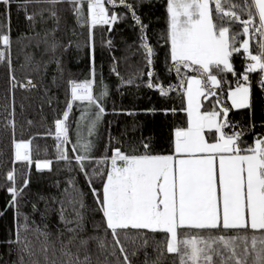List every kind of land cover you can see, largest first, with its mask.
Returning <instances> with one entry per match:
<instances>
[{"label":"snow or ice","instance_id":"6c2138e0","mask_svg":"<svg viewBox=\"0 0 264 264\" xmlns=\"http://www.w3.org/2000/svg\"><path fill=\"white\" fill-rule=\"evenodd\" d=\"M60 3L72 5V11L81 19L84 18L86 4L91 12L93 27L115 24L125 18L115 12L109 14L105 3L124 6L142 30V47L147 64L152 65L154 51L148 43V25L142 22L128 0H0L3 5H18L25 11V19L31 21L32 26L37 15L43 18L45 12L58 24L55 6ZM210 3H214L215 10L222 14L216 17L218 23L214 22ZM224 3L231 9L241 8L249 18L240 20L237 11H225L222 0H167L169 24L165 43L170 44V60L182 79L179 84L167 87L150 80L146 86L157 88L162 96H168L177 88L186 93L188 126L175 130L173 154L154 155L147 151L144 154H126L120 147H115L113 155H105L96 161L100 165L110 161L109 170L105 172L103 168H94L89 173L85 162L94 159L91 153L96 145L93 140L84 138L81 142L78 139L72 144V151L80 152L82 149V152L70 158L65 148L71 143L67 121L74 102H87L89 106H94L88 127V135L92 136L105 115L104 97L108 91L105 88L97 95L93 94L94 67L91 72L93 79L69 81L70 101L62 118L54 121L55 138L59 141L56 145L57 160L66 161L69 165L72 159L77 162L94 197L96 210L102 213L104 234L81 235L85 232L86 194L74 180H69L71 191L65 188L63 198L57 200V212L64 228L59 229L53 238L47 224L42 227L19 211V201L29 181L25 174L23 183L17 187L16 169L13 168L6 175V180L12 185L6 190L11 195L8 207L15 210V236L6 243L17 246V264H132L130 256L135 257L149 243L143 230L167 234L164 247L158 245L159 254L152 264H160L165 251L176 254L179 264H264V134L256 137L253 146L241 148L245 131H237L239 125L229 121L230 108L216 100L219 110L214 106L212 110L201 111L200 99L216 96L208 84L220 87L222 81L217 74L236 75L231 58L242 48L252 62L246 65V72L242 74L243 83L237 80L236 86L229 90V99L232 109L251 110L252 90L248 74L257 70L264 73V41L258 42L257 54L250 50L247 39L236 47L239 33L230 37V29L224 26V20L226 17L239 20L244 34H248L251 28L253 34L264 37V0H244L243 5L233 4L231 0H224ZM34 4L52 7L27 14L28 6ZM4 15L6 22L0 21V63L10 65L9 11L5 10ZM55 31L54 28L45 36H54ZM107 43L112 45L111 40ZM59 46L53 40L49 48L55 52ZM182 68L192 69L199 75L184 76ZM214 70L217 74H213ZM147 75L152 77L153 72L149 71ZM10 79L14 87L15 76ZM133 82L132 79L126 81L128 84ZM21 86L35 87L31 80ZM259 86L264 90V75L260 77ZM80 119H88V113L82 114ZM9 124L14 129L15 121L10 120ZM254 128L255 125L250 122L248 130ZM206 131L218 133L213 142H209ZM143 147L148 149L147 144ZM14 149L16 162H33L31 139L14 141ZM52 163L51 160L37 161L36 166L38 170L50 171ZM94 180L102 181L100 189L92 186ZM33 209L36 210L35 205ZM2 215L4 212L0 211ZM181 229L237 231L233 235L202 236L189 235L187 231L181 233ZM239 230H249L252 235L247 232L241 234ZM109 231L112 236L110 241L107 239ZM29 232L34 240L29 238ZM65 233L70 234L67 239H64ZM92 242L103 256L102 260L100 256L93 258L90 250ZM126 243L133 246L131 253Z\"/></svg>","mask_w":264,"mask_h":264},{"label":"trees","instance_id":"16d2710c","mask_svg":"<svg viewBox=\"0 0 264 264\" xmlns=\"http://www.w3.org/2000/svg\"><path fill=\"white\" fill-rule=\"evenodd\" d=\"M233 4L243 5L244 0H231ZM133 4L137 15L141 17L146 29L148 43L152 46L154 55L152 65L147 64L146 53L142 47V30L135 24L128 9L124 6L109 5L105 3L109 14L113 12L124 16L111 25H91L90 10L84 5V18L78 17L72 11L69 3H60L55 6L59 23L49 18L48 12L43 18L36 17L35 25L25 19L26 13L18 5L0 4V21L5 20V10L10 14V36L11 51L9 53L11 64L0 63V211L4 215L0 216V264H17V246L8 244L7 241L15 236V210L8 207L11 195L7 188L11 187V182L6 180V175L13 168L16 169V185L19 187L23 183L25 174L28 178V187L24 189L23 197L19 201V211L30 217V221L42 227L47 224L53 233V238L59 229L64 225L60 222L57 209V200L63 198V190L71 186L69 180H74L85 195V232L82 236L103 235L105 224L102 213L96 210L94 197L89 189L84 174L80 171L77 162L72 159L69 165L66 161L57 160L56 145L59 141L55 138L56 119H61L66 106L70 101L69 81L76 80L83 82L93 79L91 72L95 68L93 83V94L105 88L108 95L104 97V107L106 109L103 119L97 126V130L92 136L88 135V127L95 111L94 106H89L87 102L76 101L73 103L72 111L69 114L67 125L69 128V138L71 143L65 145L70 158L82 152H73L72 144L78 139L93 140L96 147L91 156V161L85 162L86 170L91 173L94 168H103L106 172L110 168V161L104 165L96 163L105 155H113V149L120 147L126 154H144L146 151L154 155H167L174 153V137L177 128L188 126V116L186 112L187 98L182 88H177L162 96L157 88H148L146 85L151 80L152 83H162L165 87L179 84L182 76L175 72L173 62L170 60V44L165 43L168 31L169 14L167 12V0H128ZM222 4L225 11L235 10L240 16V20L248 19V13L241 11V8L231 9L227 3ZM213 9V19L217 22L218 13L214 8V3H210ZM46 4L29 5L27 14L39 12L41 8H50ZM224 26L229 27L230 37L239 33L236 37V47H240L241 42L250 38V50L257 54L258 42L261 41L258 34H253L250 28L248 34L243 33V25L239 20L225 18ZM56 29L54 36H45V33ZM47 39V43L45 40ZM55 40L60 46L55 52L51 51L49 45ZM112 45H108V41ZM48 49V50H46ZM31 59H28V58ZM247 53L241 48L239 53H234L231 62L236 75L232 73L217 74V78L222 81L220 87L208 84L216 92V96L203 97L202 111L212 110L216 105V100H220L222 105L229 107L228 119L237 123L240 131L243 129L245 135L242 137L241 148L253 146L256 137L264 134V90L259 86V80L264 73L259 70L249 74V81L252 90V108L232 109L228 99V93L232 83L244 69ZM115 69V71H113ZM153 72L149 77L147 73ZM184 76L199 75L192 69H183ZM118 73V75H117ZM16 78L13 87L10 77ZM129 79L134 82L126 83ZM32 81L35 87L21 85ZM228 81L227 84L223 81ZM174 110V111H173ZM88 113V119L81 120L84 113ZM133 113V114H128ZM10 120L15 121V127L9 124ZM31 122V123H29ZM253 123L255 128L248 130L249 123ZM229 131V129H225ZM52 134L49 135L48 133ZM218 136L215 131L206 132L209 142H213ZM31 139L32 163L16 162L14 160V141ZM147 144L146 150L143 145ZM51 160V170H38L37 161ZM93 187L100 189L102 181L94 180ZM36 206V210L33 209ZM42 213L44 215H42ZM94 226H98L94 227ZM149 241L148 246L140 249L135 257L130 256L132 264H152L156 260L160 248L164 247L167 234L162 232H150L143 230ZM181 233L187 231L189 235H233L237 230H180ZM241 234L252 235L249 230H239ZM70 235L65 233L64 239ZM30 239L34 240L31 232L28 233ZM107 239H112L109 231ZM129 253L133 246L125 244ZM93 258L103 256L96 248L95 242L90 244ZM117 256L123 257L117 251ZM113 259V258H109ZM160 264H179L176 254H169L166 251Z\"/></svg>","mask_w":264,"mask_h":264},{"label":"built area","instance_id":"2783aa9c","mask_svg":"<svg viewBox=\"0 0 264 264\" xmlns=\"http://www.w3.org/2000/svg\"><path fill=\"white\" fill-rule=\"evenodd\" d=\"M251 62H252V61H250L248 58L246 59V61H245V66H244V69H243V72H242L239 76L236 77L235 81H234V82L232 83V85H231V88H234V87L236 86L237 80H239L241 83H243V80H242V74L246 72V65H247L248 63H251ZM249 74H250V73H249ZM249 74H248V75H249Z\"/></svg>","mask_w":264,"mask_h":264},{"label":"crops","instance_id":"0c3cea01","mask_svg":"<svg viewBox=\"0 0 264 264\" xmlns=\"http://www.w3.org/2000/svg\"><path fill=\"white\" fill-rule=\"evenodd\" d=\"M211 7V6H210ZM90 18H91V12H90ZM260 39H261V41H264V37H260ZM248 57V56H247ZM186 98H187V96H186ZM201 99V103H202V100H203V97H201L200 98ZM228 99H229V93H228ZM229 101H230V103H231V100L229 99ZM201 111H202V108H201ZM207 132V131H206ZM206 132H205V135H206ZM14 151H15V149H14ZM30 154H31V152H30Z\"/></svg>","mask_w":264,"mask_h":264},{"label":"rangeland","instance_id":"374dc122","mask_svg":"<svg viewBox=\"0 0 264 264\" xmlns=\"http://www.w3.org/2000/svg\"><path fill=\"white\" fill-rule=\"evenodd\" d=\"M91 19V18H90ZM247 40H249V44H250V38H249V36L247 35V38H246Z\"/></svg>","mask_w":264,"mask_h":264},{"label":"water","instance_id":"95a60500","mask_svg":"<svg viewBox=\"0 0 264 264\" xmlns=\"http://www.w3.org/2000/svg\"><path fill=\"white\" fill-rule=\"evenodd\" d=\"M37 167V166H36Z\"/></svg>","mask_w":264,"mask_h":264}]
</instances>
